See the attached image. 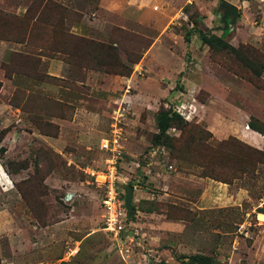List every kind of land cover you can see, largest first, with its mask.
Wrapping results in <instances>:
<instances>
[{"label":"rangeland","instance_id":"374dc122","mask_svg":"<svg viewBox=\"0 0 264 264\" xmlns=\"http://www.w3.org/2000/svg\"><path fill=\"white\" fill-rule=\"evenodd\" d=\"M128 1L135 11L149 6L150 17L123 19L87 0H0V264L165 262L160 248L143 245L139 200L130 204L136 212L127 214L121 239L114 243L105 233L99 191L83 170L101 163L100 142L128 78L120 169L131 174L130 185L138 184L135 158L167 175L159 186L168 180L171 192L160 203L181 228L168 229L167 245L159 247L179 264H191L182 256L193 253L219 264H264V0H227L238 15L226 17V28L219 21L222 0ZM19 3L21 13L13 9ZM80 20L84 34L69 25ZM193 27L255 55L261 75L228 50L204 47ZM40 56L68 63L65 78ZM136 68L142 75H133ZM218 98L224 104L201 103ZM179 102L194 110L174 120L167 138L156 136L157 112ZM238 112L257 127L250 134L258 144L236 134L243 123ZM214 127L225 136L215 138ZM172 168L231 183L236 196L190 207L179 193L192 198L195 186L176 183ZM153 201L147 206L159 209ZM88 231L92 236L84 238Z\"/></svg>","mask_w":264,"mask_h":264},{"label":"crops","instance_id":"0c3cea01","mask_svg":"<svg viewBox=\"0 0 264 264\" xmlns=\"http://www.w3.org/2000/svg\"><path fill=\"white\" fill-rule=\"evenodd\" d=\"M88 2H94L95 5H98L99 7L105 8V9H111V10H115L120 14H122L121 16L123 17V19H126V17L124 16H129L130 18H140L142 19L144 18H149L150 17V8L149 6L147 8H143L141 10H137L135 11L134 9H132V7L127 6L126 3H124L125 0H87ZM128 1V0H127ZM132 1V0H129ZM128 1V2H129ZM15 7V8H14ZM7 8V7H6ZM9 8V7H8ZM13 9L17 12H22L25 10L24 6L22 4H17V6H15V4L13 5ZM138 9V6L137 8ZM128 18V17H127ZM69 25H71L72 30H74V32L79 33V34H84L86 31V27L84 25V23H82V21L80 20L79 22H72ZM198 38V37H197ZM199 40V38H198ZM200 41V40H199ZM204 47H207L205 44L201 43ZM153 45V44H152ZM152 47H150L151 49ZM208 48V47H207ZM40 60L42 61H46V65L47 68L49 66L52 67L53 66V70L54 72L58 73V75L61 78H65V74H66V70L69 67V64L63 61H58L54 58H49V57H41L40 56ZM43 64V62H42ZM178 65L175 64V67L173 69H175ZM43 69V66H40L39 70ZM48 71H51L50 69H47ZM58 70V71H56ZM172 70L169 69L168 73H170ZM64 72V76L61 75V73ZM229 78V77H228ZM181 83L185 84V78L182 77V80L180 79V81H177L178 87L180 86ZM179 90V94L180 92L185 93L183 88L180 87ZM140 92V91H139ZM141 93V92H140ZM124 95H127V93H123L121 94V97H124ZM219 99V98H218ZM209 102L205 101H201V103L203 104V106H215L216 103L217 105H220L221 103H223V101L221 102L220 99L219 101L216 100H211V99H207ZM221 102V103H220ZM213 103V104H212ZM234 112L233 111V116H234ZM241 113V111H240ZM238 112V115L240 117V121H243V123H240L236 126L235 130H237L236 134H238V137H240L241 139H244L245 141L249 142V143H254V144H258L259 143V139L250 134V133H254L250 128L244 129L243 125H247L248 120H244L243 116ZM234 119L236 120V118L234 117ZM209 128V127H208ZM210 130V129H209ZM212 132L211 134L218 139L223 138L225 135L222 134V132L226 133V130H223L222 127H214L211 129ZM210 130V131H211ZM230 132V131H229ZM232 133V132H231ZM235 134V133H233ZM132 167V166H131ZM130 167V169H131ZM153 165H151V161L150 160H145V162H141L140 167L136 170L139 174L136 173V182L138 184L133 185V200L140 202V210H138V215L136 216L139 218V220H137V223L140 227V233L141 235L145 238V242L143 243V245L147 244L148 245V249H150V251L153 249L155 250L154 247L160 248L158 250L159 254L163 256V259L165 261V263L167 264H173L172 262H174V264H179L178 262H176L177 260H175V258H171L170 260L168 259V255L165 253L166 251H168V249L163 248V247H159L161 245H167V241H168V229L173 230L175 233L180 231V226L178 224L177 220H173V219H168L167 214L165 213V211L162 209V205L163 203L160 202H164L167 203L168 202V193L171 192L170 190L168 191V180L165 181V183H163L161 186H159V183H161L159 180V177L163 176L164 179H168L167 175H164V173H161V171H153ZM174 172V181L176 180V183L179 181L183 182L185 181L187 184V188L191 189L193 186H195V195L192 198H188L185 194V191H182V193L180 194L179 199L184 200L186 202H189L191 206L195 207V208H210L212 206H216V205H220V204H225V203H217V202H223L225 200H230L235 198L236 196V191L235 188H232L233 184L231 183H223L220 182L217 183L207 177H201V175H197L194 174L192 172H178L175 171L174 168H172V170ZM139 175V177H138ZM141 175V177H140ZM142 180V182H140ZM162 180V179H161ZM218 184V185H217ZM152 186L154 188H152ZM187 189V191L189 190ZM98 190V189H97ZM210 195V196H209ZM176 198V197H174ZM153 200L158 202V205H160L158 208L159 209H155V208H149L147 205L151 204L152 202H154ZM217 203V204H216ZM145 204V206H144ZM142 206V207H141ZM161 207V208H160ZM192 207V208H193ZM173 233V232H172ZM178 234V233H177ZM92 234L90 233V231L86 232V234L84 235V238H88L91 237ZM83 240V239H81ZM78 240V241H81ZM79 250V246H76L75 248H73L70 253H74L77 252ZM102 251H107V248H105L104 250L102 249ZM107 253V252H106ZM183 258H185V256H182ZM181 257L180 260H182L183 258ZM101 260L107 259V255L105 254H101V256L99 257ZM172 259V260H171ZM186 259H184L185 261ZM182 261V262H184ZM191 264H195V263H191ZM198 264V263H197Z\"/></svg>","mask_w":264,"mask_h":264},{"label":"built area","instance_id":"2783aa9c","mask_svg":"<svg viewBox=\"0 0 264 264\" xmlns=\"http://www.w3.org/2000/svg\"><path fill=\"white\" fill-rule=\"evenodd\" d=\"M158 5L154 8L157 9ZM185 16V15H184ZM142 75V69H134L133 75ZM129 78L125 84L124 91H130ZM187 108V109H186ZM187 110V113L183 111ZM178 115L188 118L194 110L192 103L179 102L173 107ZM129 112V99L121 98L115 107L112 108L110 117V130L108 136L101 139L100 149L104 156L101 163L96 166L87 165L84 167L89 181L98 189L100 194V208H102V228L110 236L114 243L121 239L123 231L126 229L127 210L125 204V185L130 184L131 174L120 169L123 162V123L126 114ZM187 115V116H186ZM246 128V126H245ZM154 152V149L151 153ZM134 170L141 165V160L135 158L130 161ZM168 168V166H167ZM171 168V166H169ZM136 174L134 179L136 178Z\"/></svg>","mask_w":264,"mask_h":264},{"label":"trees","instance_id":"16d2710c","mask_svg":"<svg viewBox=\"0 0 264 264\" xmlns=\"http://www.w3.org/2000/svg\"><path fill=\"white\" fill-rule=\"evenodd\" d=\"M193 30L196 33V36L199 38L200 42L205 44L210 51L213 50L216 51L219 49L228 50L232 52L235 55V57H237L238 60H240V62H242L244 66L247 67L253 73L254 76L259 77L261 75L263 71V64L259 63L260 61L256 62L255 55L250 56L248 54L247 55L244 54V52L241 51L238 46L229 43L226 39L222 37L221 34L219 35L216 33L215 34L208 33L206 31H203L195 27H193ZM248 53H251V51L249 52L248 50ZM176 118L180 119V115H178L172 108L160 109L156 115V124L158 128V131L155 133L156 136L164 135L165 138H167V135L165 133L167 129L171 127V124L174 122V120H176ZM247 125L252 130L257 129V127H255L254 124H252L250 121L247 122ZM168 140H169V136H168ZM185 257H186L185 260L186 263L219 264L214 260H212L210 257L201 255L200 253L197 254L193 253ZM147 264H167V263L161 261L160 263L150 262Z\"/></svg>","mask_w":264,"mask_h":264},{"label":"water","instance_id":"95a60500","mask_svg":"<svg viewBox=\"0 0 264 264\" xmlns=\"http://www.w3.org/2000/svg\"><path fill=\"white\" fill-rule=\"evenodd\" d=\"M221 7L223 9H222V12L220 14L219 21L222 24L221 28H226L228 26V24H226V22H227L226 17L231 16L233 18L234 16H237L238 15V8L235 4H233L227 0L221 1ZM216 28H218V27H216ZM133 189L134 188L132 185H130V184L125 185V195H124L125 204H124V206L127 210V214L136 212V210H134L133 208L130 207V204L132 203V200H133ZM70 197H71V194H68L67 198H70Z\"/></svg>","mask_w":264,"mask_h":264}]
</instances>
